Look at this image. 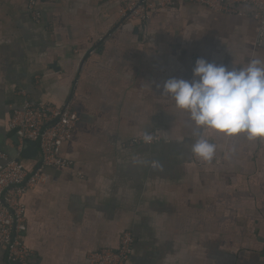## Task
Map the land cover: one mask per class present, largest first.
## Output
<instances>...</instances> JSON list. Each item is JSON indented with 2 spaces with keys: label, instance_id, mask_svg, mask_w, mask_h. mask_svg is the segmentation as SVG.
<instances>
[{
  "label": "crops",
  "instance_id": "1",
  "mask_svg": "<svg viewBox=\"0 0 264 264\" xmlns=\"http://www.w3.org/2000/svg\"><path fill=\"white\" fill-rule=\"evenodd\" d=\"M29 1L0 0V150L36 165L38 155L19 156L9 126L21 92L69 103L79 117L63 148L68 167L22 197L33 264H89V252L118 248L126 230L135 238L127 264H264V139L197 130L161 94L168 78L191 80L197 58L264 59L255 9L180 3L120 26L121 0H42L41 21ZM145 132L160 141L132 144ZM194 132L218 145L220 165L195 164ZM0 264H10L1 246Z\"/></svg>",
  "mask_w": 264,
  "mask_h": 264
},
{
  "label": "built area",
  "instance_id": "2",
  "mask_svg": "<svg viewBox=\"0 0 264 264\" xmlns=\"http://www.w3.org/2000/svg\"><path fill=\"white\" fill-rule=\"evenodd\" d=\"M41 1H29V9L37 21L42 18L39 9ZM180 3L202 6L215 13L240 15L246 14L242 5L252 6L258 22L255 45L264 50V0H160L155 5L149 3V0H121L117 8L118 24L143 23L155 9H171ZM21 95L25 97L24 104L13 112L9 126L19 139V156L26 143L34 142L38 149V159L36 165L29 168L20 159H10L0 150V246L5 248L10 264H33L34 251L24 239L27 207L22 197L28 191L48 183L50 170L68 167L63 148L72 140L79 117L69 103L59 108L46 101H34L26 97L25 92H21ZM151 135V143H145L141 137L134 139L132 144L151 145L160 141L158 135ZM194 161L201 169L220 165L222 158L218 145L210 162L195 155ZM134 243L133 233L126 230L120 236L118 248L89 252V264H127Z\"/></svg>",
  "mask_w": 264,
  "mask_h": 264
},
{
  "label": "clouds",
  "instance_id": "3",
  "mask_svg": "<svg viewBox=\"0 0 264 264\" xmlns=\"http://www.w3.org/2000/svg\"><path fill=\"white\" fill-rule=\"evenodd\" d=\"M157 88L161 85L157 84ZM162 95L170 97L176 108L188 113L197 130L210 129L225 135L243 133L247 139H264V59L253 57L242 66L231 67L197 58L192 79L168 78L162 85ZM191 152L210 162L216 144L209 138L193 133ZM153 136L143 134L151 143ZM137 163H143L137 161ZM151 166L158 168L156 161Z\"/></svg>",
  "mask_w": 264,
  "mask_h": 264
},
{
  "label": "water",
  "instance_id": "4",
  "mask_svg": "<svg viewBox=\"0 0 264 264\" xmlns=\"http://www.w3.org/2000/svg\"><path fill=\"white\" fill-rule=\"evenodd\" d=\"M26 149L24 150L23 157L24 158H31L36 157L38 155L37 145L34 142H28Z\"/></svg>",
  "mask_w": 264,
  "mask_h": 264
}]
</instances>
